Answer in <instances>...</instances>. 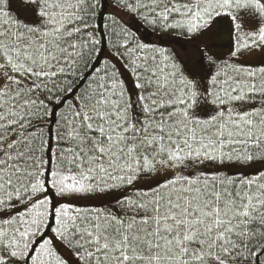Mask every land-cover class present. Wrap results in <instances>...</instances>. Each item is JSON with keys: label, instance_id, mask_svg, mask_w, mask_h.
<instances>
[{"label": "snow or ice", "instance_id": "obj_1", "mask_svg": "<svg viewBox=\"0 0 264 264\" xmlns=\"http://www.w3.org/2000/svg\"><path fill=\"white\" fill-rule=\"evenodd\" d=\"M0 264H264V0H0Z\"/></svg>", "mask_w": 264, "mask_h": 264}, {"label": "rangeland", "instance_id": "obj_2", "mask_svg": "<svg viewBox=\"0 0 264 264\" xmlns=\"http://www.w3.org/2000/svg\"><path fill=\"white\" fill-rule=\"evenodd\" d=\"M222 39H226V37H222Z\"/></svg>", "mask_w": 264, "mask_h": 264}]
</instances>
